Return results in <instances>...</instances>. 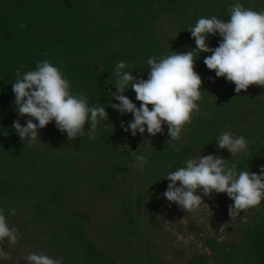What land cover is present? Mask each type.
<instances>
[{
	"label": "trees",
	"instance_id": "obj_1",
	"mask_svg": "<svg viewBox=\"0 0 264 264\" xmlns=\"http://www.w3.org/2000/svg\"><path fill=\"white\" fill-rule=\"evenodd\" d=\"M237 3L264 11V0H0V210L23 245H35L31 254L62 264H177L156 253L154 230L168 173L199 152L223 157L237 173H260L264 87L237 94L234 84L207 69L203 61L211 53L195 52L189 32L202 17L227 21L229 6ZM220 39L209 36L208 46L217 47ZM189 50L202 99L181 138H169L166 125L153 137L124 131L131 114L111 108L119 102L108 94L116 91L117 65L123 61L121 71L147 79L149 58ZM44 60L61 71L72 94L105 108L108 119L97 125L94 139L88 124L83 137L69 141L51 122L38 130L35 143L22 142L12 128L14 120L24 126L28 119L16 111V72L35 70ZM124 95L139 107L130 87ZM229 129L246 139V151L231 156L216 147ZM137 156L147 163L141 167ZM99 204L108 209H96ZM96 210L101 214L95 216ZM245 211L246 222L239 218L226 229L236 239L207 238L208 254L180 264H264V200L259 211Z\"/></svg>",
	"mask_w": 264,
	"mask_h": 264
},
{
	"label": "clouds",
	"instance_id": "obj_2",
	"mask_svg": "<svg viewBox=\"0 0 264 264\" xmlns=\"http://www.w3.org/2000/svg\"><path fill=\"white\" fill-rule=\"evenodd\" d=\"M229 7L231 13L227 21L216 16L202 17L189 32L195 41V52L211 53L203 61L207 69L214 71L217 78L223 77L234 84V91L239 94L252 85L264 87V11L245 9L239 3ZM217 34L221 38L218 46L209 47L208 37ZM194 51L173 52L158 61L149 58L147 79H138L132 71H121L125 68L123 61L117 65L116 91L113 93L108 89V94L119 102L111 103V108L121 115L131 114L127 126L121 125L124 131H130L132 136L137 133L143 136L147 132L148 137H153L163 134L166 125L169 138L174 141L181 138L186 125L192 122V116L199 113L197 102L202 99V79L194 70ZM129 87L140 102L139 107L124 95ZM12 92L18 116L28 117L24 126L19 120L12 124L22 142L25 139L29 143L37 142L38 130L51 122L61 133H66L69 141L83 137L88 124L87 135L94 139L97 125L108 119L103 106H90L83 95L72 94L70 82L47 60L38 62L35 70L23 74L18 69ZM216 147L235 156L247 150V141L243 136L224 132ZM136 159L141 162V167L147 163L144 156ZM166 180L169 183L162 195L184 211L195 210L203 203L198 191L204 196L226 194L233 201L228 208L230 217L250 208L259 211L264 200V167L259 174L250 171L237 173L235 164L228 167L227 160L213 154L186 160L185 166L168 173ZM242 219L246 222V217ZM5 239L15 244L19 233L9 228L0 210V242ZM0 259L10 260L11 257L0 249ZM25 259L30 264H62L61 260L43 253H32Z\"/></svg>",
	"mask_w": 264,
	"mask_h": 264
},
{
	"label": "rangeland",
	"instance_id": "obj_3",
	"mask_svg": "<svg viewBox=\"0 0 264 264\" xmlns=\"http://www.w3.org/2000/svg\"><path fill=\"white\" fill-rule=\"evenodd\" d=\"M226 132H230V129ZM233 136L238 137V135ZM200 155L206 154L199 152L194 159H198ZM197 194L202 196L203 203L192 211H184L164 197L157 214L158 227L154 230L157 244L156 253L162 260L180 264L198 254H208L204 245L207 238H214L219 242L236 239L237 235L229 234L226 229L234 220L245 218L246 211L241 210L236 216L230 217L228 208L233 202L226 194L213 193L211 196H204L199 191ZM95 208L100 211L108 209L107 206L102 204ZM98 210L94 212L95 216L101 214ZM90 216L89 220L95 221L92 215ZM17 241L19 248L16 249L14 244L9 243L6 239L5 252L9 254L11 259H0V264L27 262L25 257L35 250V245H23L20 237Z\"/></svg>",
	"mask_w": 264,
	"mask_h": 264
}]
</instances>
